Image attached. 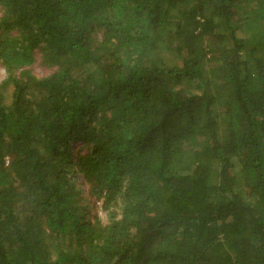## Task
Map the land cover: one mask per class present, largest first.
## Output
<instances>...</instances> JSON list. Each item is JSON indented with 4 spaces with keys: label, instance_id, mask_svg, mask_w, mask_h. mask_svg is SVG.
Here are the masks:
<instances>
[{
    "label": "trees",
    "instance_id": "16d2710c",
    "mask_svg": "<svg viewBox=\"0 0 264 264\" xmlns=\"http://www.w3.org/2000/svg\"><path fill=\"white\" fill-rule=\"evenodd\" d=\"M0 66V264H264V0H0Z\"/></svg>",
    "mask_w": 264,
    "mask_h": 264
},
{
    "label": "rangeland",
    "instance_id": "374dc122",
    "mask_svg": "<svg viewBox=\"0 0 264 264\" xmlns=\"http://www.w3.org/2000/svg\"><path fill=\"white\" fill-rule=\"evenodd\" d=\"M34 69V72L36 75L38 76H41V75H44V74H47L49 73V71H47L46 69H43L42 67H40L39 65H35L33 67ZM5 77V71L4 69L0 66V81ZM74 147V150L77 151V149H80L81 151L83 150V148H81L80 144H74L73 145ZM76 182L78 184V187L80 188V190L83 192V193H86L87 192V184L85 183V181L82 179V177L80 175H77L76 177ZM94 201H91L90 203V214H97L99 217H101L102 219H104V216H103V212L101 211L100 209V202H98L96 205L94 204L92 206V203ZM99 204V205H98Z\"/></svg>",
    "mask_w": 264,
    "mask_h": 264
}]
</instances>
